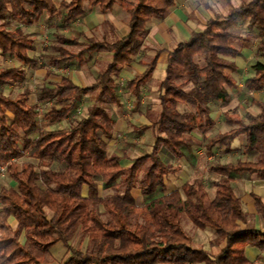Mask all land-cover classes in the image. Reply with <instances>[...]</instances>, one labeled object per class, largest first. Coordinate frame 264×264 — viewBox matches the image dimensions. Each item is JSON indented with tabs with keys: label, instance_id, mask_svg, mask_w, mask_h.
Returning <instances> with one entry per match:
<instances>
[{
	"label": "trees",
	"instance_id": "16d2710c",
	"mask_svg": "<svg viewBox=\"0 0 264 264\" xmlns=\"http://www.w3.org/2000/svg\"><path fill=\"white\" fill-rule=\"evenodd\" d=\"M177 1L0 0V55L22 64L0 66V169L5 168L10 182L0 184V264H45L43 257L57 246L65 250L61 264H260L248 260L246 247L264 252V233L237 232L238 222L248 215L233 183L238 177L264 180V103L258 102L257 115L228 119L233 126L229 131L206 134L215 128L214 104L227 103L238 86L241 70L236 58L241 51L232 43L234 30L245 26L259 35L258 50L264 53V0H241L227 15L216 13L204 29L193 31L188 41L169 52L166 76L158 86L161 111L152 122L155 143L149 154L125 168L107 153L105 138H113L115 120L106 106L121 103L117 80L122 67L142 52L151 23L163 21ZM86 3L104 13L119 4L129 17V32L113 41L94 40L78 53L69 50L80 45L78 38L55 32L52 39L59 54L49 58L56 67L69 66L74 58L81 62L87 53H107L112 59L87 88L69 77H46L49 83L37 88L36 98L40 104L54 105L40 118L38 103L29 102L30 88L5 94L7 86L27 81L23 66L32 71L47 67L40 64L43 56H31L34 41L24 27L44 16L70 25L87 14ZM157 61L156 55L143 74L128 81L136 102ZM250 70L245 88L264 92V63L257 61ZM86 93L91 97L84 116L59 131L39 128L41 121L55 125L69 118ZM195 131L202 133V143L190 137ZM240 137L246 139L241 148L246 158L208 163L218 177L212 199L204 181L195 178L183 186V194L176 190L148 198L144 206L136 204L134 189L145 197L163 191L167 175L178 172L177 162L196 148L229 153ZM102 189L114 193L103 197ZM254 199L264 216L261 198ZM183 216L200 230L214 231L211 244L220 247L217 255L193 247ZM77 235L85 246L72 244Z\"/></svg>",
	"mask_w": 264,
	"mask_h": 264
},
{
	"label": "crops",
	"instance_id": "0c3cea01",
	"mask_svg": "<svg viewBox=\"0 0 264 264\" xmlns=\"http://www.w3.org/2000/svg\"><path fill=\"white\" fill-rule=\"evenodd\" d=\"M194 2H195L194 0H178L176 5L168 11L166 18L163 21L154 20L150 25L149 33H148L147 38L145 40V44L146 45L150 44L151 46H156V45H154V43H155L159 46H162V44L174 46L175 42L170 38V34L175 35L179 40H181L180 43H183V42L188 41L190 39L191 33L193 31H200V30L204 29L207 21L209 19L213 18L216 13H213V11L211 9H204L205 11H203V16H205V17H204V20L200 22L199 17L196 16V14H195V12H197V11H194L191 8L192 3H194ZM116 5H119V4H116ZM85 9L87 10V14L85 15L86 18H91V20H92V19H95L97 17L98 19H100V22H98V23L96 22V25L94 28L98 29V27L101 28V25L108 24L109 26H111V27H109L110 30H112V31L114 30V32H113L114 38L109 39L104 34L105 30H103L102 32L99 31L100 34L102 33L101 34L102 35L101 40L95 38L94 36H91L88 39V41H89L88 44H83L81 41H79L80 45L78 46V48H80V49L78 51L75 52L72 50L76 47L69 48V50H71L73 53L80 52L82 49L86 48L94 40L103 41L106 38L108 40L113 41L114 39L122 38L124 35H126L129 32V17H128V20L124 16L122 18L118 19L117 17H115V15H112V18L115 19V22L112 21V19L108 20L105 18L104 14L108 13L113 8L104 13L99 8H94L91 10L89 8L88 4L86 3ZM119 9L117 10V13H120ZM122 10L124 11L123 8H122ZM122 10H121L120 15L122 14ZM222 14L227 15V13H222ZM97 18H96V20H97ZM43 21H44V17L35 25L41 24V22H43ZM124 21L127 22L128 28L126 31H123V33H121L119 31V29L121 28L119 23H123ZM14 25L18 26L19 23L14 22ZM35 25H33V26H35ZM75 25H76V22H73L72 24L67 25V27L64 28L63 31L67 32V31H70L71 29L73 30ZM25 27H27V26H25ZM29 27H32V26H29ZM79 34H82V32H80ZM251 36H253L255 38V40H257L258 44H259V41L262 39L257 34H252ZM69 37L78 38L77 35L69 36ZM78 40H79V38H78ZM33 41H34V39H33ZM159 42L161 44H158ZM47 44H48V37L47 36L45 37L43 42H41L40 46L36 45L35 41H34L35 51L31 52V53L35 54L37 56V58H40L42 56L44 57L45 53L43 52V50L47 47ZM145 44H144V47H145ZM258 44H257V48H258ZM39 47L41 48L40 50H39ZM144 47H143V50L147 51L146 56H150V53H152L153 57L149 61H147L149 59V57L146 59L136 60V58L139 56L138 55L137 57H135L134 61L131 64H127V65H124L122 67L120 76L117 80L118 84L120 83V82H118L120 79L123 80V86L122 87L120 86V89H119V93L121 95V103L119 105L112 106V107L106 106V108L110 111L112 117L115 120V128H114V131L112 133L113 138H111V139L105 138V141L107 142V153H108V156H110V157H118L121 166H123L125 168L130 167L137 158L142 157L146 154H149L154 143H155V136H154V133L152 130V122L154 121V119L157 117V115L161 111V104H160V98H159L160 92H159L158 86H159L160 82L166 76L168 54H169V52H171L172 50L177 48V47H175L173 49L159 48V49H155L152 52L150 50V48H148L147 46H146V49H144ZM93 54L99 55L98 58H96V60L98 59L97 62H99L100 56L103 57L105 62L102 63V66H103V64H105L109 60V59L107 60V53L95 52ZM93 54L87 53L85 56H83L81 62H80V60H78V58L71 59V60H69V65H72L71 64L72 61L76 60V63L79 66V68L81 67L83 69H86L87 67H86L85 62L87 61V58L92 57ZM156 55L158 56V61H157L155 71H154L152 77L142 86L141 99L139 102H136V97L134 96L133 92L129 89V85L127 83H128V81L134 79L135 76L143 74L145 72L149 62L154 57H156ZM164 56L166 58V65L163 66L165 69V72H164V75H163L161 81L158 83V86H157V84L149 83L151 79H154L159 60L161 59V57H164ZM237 59L238 58H236V63L239 66ZM137 63H141V65H139ZM5 64H7L9 67H6ZM135 64L139 65V67H136L137 65L135 66ZM46 65H47V67L40 68V69H44V71H45L44 75H43L44 79H46V77H47L50 80L60 81L62 79V77H69L74 81L75 84H77L78 86H80L82 88L90 87L95 82L96 75L93 77H88L86 79V81L83 80L82 78L76 80L75 78L70 77L68 74L67 75L63 74V70H62L63 67H56L55 66V68H53L54 65H52L50 62L49 63L46 62ZM0 66L5 67V68H11V67H20V66H22V64L14 58H4L0 55ZM102 66H100V68L98 69L99 70L98 73L100 71L104 70V69H101ZM25 67H27V66H23L24 69H25ZM239 68H240V66H239ZM40 69H36L34 71H37ZM240 70H241V68H240ZM59 71H61V72H59ZM241 73H242V70H241L240 74L236 76V78L238 80V86H237L236 90L231 91L230 98L227 101V103L218 102V103L214 104V106H213V108H214L213 119L215 122V128L206 134L207 137L213 136V135L217 134L218 132L229 131L231 128H233V126L230 124V126H231L230 129L225 130V131H217V128H219L220 122L223 121L224 119L228 121V119H231L233 117L243 118L246 113L253 114V115H257L260 113L261 109L258 105V102L264 103V101H259L256 98H258L257 95L264 94V92H262V91L253 92V91L247 90L245 88V85L244 84L242 85L240 83L239 78H238L241 75ZM48 74H49V76H48ZM40 85H42V84H39L37 86V88ZM243 86H244V89L246 91H249L250 93H252L255 98L253 99L254 104L252 105L253 106L252 109L245 110L244 113L242 114L241 112H238V110L235 109L236 106L239 105V103L238 102L236 103L234 96H235V94L239 93V91H240L239 89ZM148 88H150V90H151L150 93L147 92ZM155 89H156V91H152ZM123 90H125V91L123 92ZM126 92L128 93V97L131 96L130 100H132L134 107L137 108L136 112H137L138 117L141 116L140 120H143V122H141L139 124V123H134V122L132 123L133 120L131 119L129 124L132 126L133 131H136L139 133H142L145 131L143 134V136L145 138L143 137L144 140L142 142H139V143H143V142L145 143V141L146 142L149 141V142H147L148 143V149L144 153L137 155V156H133L131 154L133 152V148H138V147L135 146V144L133 145V144H130V142L127 143L125 141L124 142L121 141V143L127 144V148H123L117 152H113V151L111 152V149H113V148L115 149L116 141L119 138V136H121L120 135V131H121L120 130V123H119L120 121H118L115 118L114 113L116 115H120V113L122 111L121 108H123L122 107L123 106L122 95L125 96L124 93H126ZM148 96L152 97V98H150V99H152L150 102V105H153L152 108H148L147 106H145V103L148 104L147 102H149ZM90 97H91V95L89 93H86L83 97H81V99L77 103L75 110L70 115V117L67 118V120H70V122H71V119H73V118H76V117L80 118L81 116H84L85 112H86V108L88 107V99ZM125 98L129 99L127 97H125ZM152 102H153V104H152ZM234 104H235V106H234ZM53 105H54L53 102H48L47 104H45L43 106H46L47 108H49V107H52ZM129 107L131 108V106H129ZM215 107L218 108V111H215ZM42 109H44L43 112H42ZM46 109L41 108V110H39V117L40 118H42L43 113ZM231 111H232V113H231ZM147 113L152 115L153 120L152 119L150 120L148 118ZM8 116L12 120V116L11 115H8ZM190 137L195 142H198V143L203 142V135L200 131H195V132L191 133ZM237 140H240V142L237 145H234V143ZM245 141H246L245 137H240V138L236 139L235 142L233 143L234 150L232 152H229V153L226 152V150H224L223 148H215L213 150H208V149L204 148L203 146L196 148L192 154L187 155L185 158H183L182 160L177 162V165L180 167L179 171L175 172V173L171 172L167 175L166 180H165L164 190H163L164 193L162 195H159L158 193H161V191L158 192L157 197L167 195V194H169L173 191H176V190L180 191L181 194H183L184 193L183 186L185 184L192 182L195 178H201L206 185L209 198L212 199L215 195L216 188L213 186V190L209 191L208 186L206 184V180L203 178L202 174L207 173L213 181H216L218 179V177L209 171L208 163L212 162L215 158H219L223 163L235 161L239 155L236 158H234L233 160L229 159V160L224 161V159L228 158V156L231 153L234 154L236 151L241 150L242 146L245 144ZM217 150H219L220 152H223V155H221V157L216 156ZM201 167H203L202 171H200ZM190 173L192 174L193 177L191 178V180L190 179L188 180V179H186V177H188V175ZM142 175H143V172L140 173V177ZM233 187H234L235 194L239 198H241L243 210L248 215L247 219L245 221L238 222L237 232L257 231V232L264 233V216L258 212V209L256 207V203H255V199H254L255 196L261 198V202L264 205V180H260V179H256V178L238 177L234 180ZM113 193H114L113 189H102L101 190V195L103 197L107 196V195H111ZM133 195L135 197L136 204L138 206H144L147 203L145 196H143L141 194V190L139 188L134 189ZM14 226H15V224H14ZM202 231H206V230H202ZM206 233H208L209 238L205 244H201V245L206 246L208 249H204V250L208 251L210 254L217 255L220 251V247L219 246H213L211 244V242L214 240L215 237L213 238V240H211V238H210L211 234L209 232H206ZM250 248H252L253 250H250ZM197 249H202V248H197ZM246 256H247L248 260L252 261V262L260 263V262H262V260H264V252L259 251L256 247L251 246V245H248L246 247ZM162 264H168V263H162Z\"/></svg>",
	"mask_w": 264,
	"mask_h": 264
},
{
	"label": "rangeland",
	"instance_id": "374dc122",
	"mask_svg": "<svg viewBox=\"0 0 264 264\" xmlns=\"http://www.w3.org/2000/svg\"><path fill=\"white\" fill-rule=\"evenodd\" d=\"M195 2L192 3L191 8L195 12L196 16L199 17V21H203L204 17L203 16V11H205L204 9H211L213 11V13H227L228 10L230 9V7H237L239 5H241V0H231V3L227 2L226 0H194ZM122 8L119 5H115L113 7V9L111 11H109L108 13L104 14L105 18L108 20H111L115 22V19L112 18V15H115V17H117L118 19L122 18L123 16L128 20V16L127 14L122 10V14L121 10ZM119 9L120 13H117V10ZM98 10V9H97ZM47 16H44V21L41 22V24L32 26V27H24L25 32H27L35 41L36 45L41 44V42H43V40L45 39V37H48V44L47 47L43 50V52L45 53L46 57L41 58V62L40 64H46L50 62V56H57L58 52L55 49V45L56 42L53 41L52 39V35L55 32H61L66 36H75L77 35V37L79 38V41H81L83 44H88V39L91 36H94L97 39L101 40V34L99 33L102 32L103 30H105L104 34L109 38V39H113V32L114 30H110L108 24H103L101 25V28L98 27V29H95V25L96 22H100V19L97 20L92 19L91 18H86V16H83L82 18L78 19L76 21V25L74 26L73 30L71 29L70 31L64 32L63 29L67 27V25L65 26L62 22L61 19L58 17H53V18H48ZM120 25V29L119 31L121 33H123V31H126L128 26H127V22L124 21L123 23H119ZM80 32H82V34H79ZM234 34L236 35L234 40H233V45L235 47H237L238 49H240L241 51V55L238 57L237 61L238 64L242 70L241 75L238 77L240 80V83L243 85L246 78L249 77L250 75H252V71L250 70V67L252 64H254L257 61L263 62L264 63V53L259 51L257 48V40H255V38L253 36H251L248 32V30L246 29L245 26L240 27L237 30H234ZM170 38L175 42L174 46H170V45H166V44H162V46H159L157 44L154 43V45L156 46H151L150 44L146 45L144 49H146V46L148 48H150V50L153 52L155 49H159V48H168V49H173L175 47H177V45L181 42V40H179L175 35H171L170 34ZM164 39V38H163ZM165 40V39H164ZM158 44H161L160 42ZM41 48L39 47V50ZM80 48L76 47L74 49H72L73 51H78ZM147 51L146 50H142V52L139 54V56L136 58V60H141V59H146L149 57V59L147 61H149L153 55L152 53H150V56H146ZM97 55V56H96ZM32 57L37 58V56L33 53H31ZM88 56V55H87ZM98 54H93L92 57H88L86 63V69L83 68H79V66L75 61H72V65L69 66H62L63 67V74L65 75H69L70 77L77 79L82 78L83 80L86 81V79L88 77H93L95 75H97L98 73V69L100 68V66H102V63H104V59L102 56H100V60L99 62H97L96 58H98ZM109 59V60H108ZM107 62L105 64H103V66L101 67V69H105L106 65L111 61V55L107 54ZM9 61V60H8ZM46 61V62H45ZM139 65H141V63H137ZM135 64V66L137 65ZM139 65H137L136 67H139ZM166 65V58L161 57V59L159 60L157 69H156V73L154 76V79H151L149 83L151 84H157L161 81L165 69L163 66ZM6 67H9L7 64H5ZM55 68V66L53 67ZM26 71V76H27V81L25 83H16L13 84L11 86H7L5 89V94L6 95H11V94H18L20 92L23 91L24 88L28 87L32 90V92H34L30 99L29 102L31 104H36L37 102V98H36V90H37V86L39 84L42 83H46L48 84L49 81H46L44 79V69H40L37 71H32L30 68L25 67L24 69ZM61 72V71H59ZM121 80V81H120ZM118 82H120V86H123V80L120 79ZM147 92H151L150 88L147 89ZM239 93L235 94L234 99L236 100V103L238 102L239 105L236 106V110H238V112H241L242 114L244 113L245 110H250L252 109V105L254 104L253 99L255 98L254 95L252 93H250L249 91H246L244 89V86L241 87L239 89ZM125 90H123L124 92ZM152 91H156L152 90ZM125 96L122 95L123 97V108H121V113L120 115H116L114 113L115 118L120 121V135L119 138L116 141V147L115 149H111V152H117L120 151L123 148H127V144H122V142H130V144H135V146H137L138 148H133V152L131 155L133 156H137L140 155L142 153H144L147 149H148V143L149 141H145V143H139L142 142L143 139V134L133 131L132 130V126L129 124L130 120L132 119V123H141L143 122V120H140L141 116L138 117L137 115V108L134 107L132 100H130V97H128V93H124ZM125 97L129 98L126 99ZM258 98H256L259 101H264V94H259L257 95ZM151 96H148V104L145 103V106H147L148 108H152L153 105H150V102L152 99ZM153 104V102H152ZM39 105V110H41V108H47L46 106H43V104L38 103ZM131 106V108L129 107ZM235 106V104H234ZM129 108V109H128ZM44 109H42L43 112ZM135 110V111H134ZM215 111H218V108L215 107ZM232 113V111H231ZM148 118L151 120H153V117L151 114L147 113ZM221 117V116H220ZM70 125V120H63L61 122H59L56 125H50L44 121L40 122L39 128L40 129H45V128H49L53 131H59L62 129H65L67 127H69ZM230 123L227 120H223L220 122L219 128H217V131H225L230 129ZM38 135V132L35 133V136ZM145 138V137H144ZM240 142V140H237L234 145H237ZM216 154V153H215ZM218 154V155H217ZM217 157H221V155H223V152H220L219 150H217ZM242 157V151L238 150L236 151L234 154L231 153L228 158H225L224 161L226 160H233L234 158H236L237 156ZM238 156V157H239ZM244 158H246V156L243 155ZM203 170V167H201L200 171ZM203 178L206 180V184L208 186L209 191L213 190V180L211 179V177L207 174V173H203ZM192 174L190 173L188 175V177H186V179H190L192 178ZM0 184H5V185H9L10 182L9 180L6 178V173L4 172V174L0 175ZM160 192V190H158L153 196L151 197H145V199L147 200L148 198L153 199L157 197V193ZM164 192L161 191V193H158L159 195H162ZM12 224L14 225V222H12ZM182 225L183 228L186 230V232L193 236V247L194 248H202V249H208L206 246L201 245V244H205L206 241L208 240L209 236L208 233L209 232L211 234V240H213V238L215 237V234L212 230L208 229L206 231H202L198 228H196L191 221L188 219L187 216H183L182 217ZM82 243V246H85V240H82V236L81 235H77L73 240H72V244L74 246H78L79 244ZM250 250H253L252 248H250ZM64 248L62 246H57L55 247V249L48 255L44 256V262L45 264H61L62 258L64 256ZM42 258V256L40 257ZM261 264H264V260H262V262H260Z\"/></svg>",
	"mask_w": 264,
	"mask_h": 264
},
{
	"label": "built area",
	"instance_id": "2783aa9c",
	"mask_svg": "<svg viewBox=\"0 0 264 264\" xmlns=\"http://www.w3.org/2000/svg\"><path fill=\"white\" fill-rule=\"evenodd\" d=\"M4 172H5V168L2 167V168L0 169V175H1V174H4Z\"/></svg>",
	"mask_w": 264,
	"mask_h": 264
}]
</instances>
